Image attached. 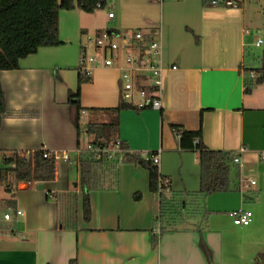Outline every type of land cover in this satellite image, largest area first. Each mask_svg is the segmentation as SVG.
<instances>
[{
	"label": "crops",
	"instance_id": "0c3cea01",
	"mask_svg": "<svg viewBox=\"0 0 264 264\" xmlns=\"http://www.w3.org/2000/svg\"><path fill=\"white\" fill-rule=\"evenodd\" d=\"M109 1L107 18L113 27L107 30L157 31L166 67L161 109H121L116 138L128 152L143 157L160 154V184L168 195L193 196L200 188L198 152L180 148L177 127L201 130L198 139L211 150L234 154L244 148L241 165L233 163L230 190L204 199L203 228L196 223L164 228L156 225L161 219L149 171L120 156L114 184L108 181L89 191L91 213L85 220L77 152L90 145L81 146L82 134L89 143L95 141L88 123L110 122L115 114L107 109L125 104L120 71L95 67L82 83L78 133L68 93L78 88L80 70L71 62H78L79 51L63 50V42L41 47L21 59L19 68L0 72L7 103L0 149L67 151L75 162L56 168L54 181L22 180L11 188L7 199H14L15 210L23 214L13 211L11 220L4 219L11 223L0 229V264H70L72 259L78 264H209L201 238L211 249L214 264H264L258 258L264 254V76L245 92L246 82L254 79L251 73L255 77L264 67V36L252 29L255 19L247 17L241 0L235 6L206 5L203 0ZM61 24L59 16L62 36ZM259 36L263 43L257 46ZM104 115L108 120L101 121ZM73 166L74 190L69 189L68 178L65 189H56L63 169L65 178L74 177ZM112 169L108 167L106 174ZM251 177L256 184L250 183ZM49 190L53 195H47ZM70 191L77 195L75 223L60 213L61 195ZM239 208L253 212L246 226L233 221L232 213Z\"/></svg>",
	"mask_w": 264,
	"mask_h": 264
},
{
	"label": "trees",
	"instance_id": "16d2710c",
	"mask_svg": "<svg viewBox=\"0 0 264 264\" xmlns=\"http://www.w3.org/2000/svg\"><path fill=\"white\" fill-rule=\"evenodd\" d=\"M101 0H0V72L5 70L17 69L20 66L21 59L36 53L41 47L59 46L62 44L59 30V16L62 9L71 10L76 7L81 8L86 12L95 11L97 3ZM206 5H215L217 0H203ZM221 5V3H220ZM259 73L252 77L251 82H246L245 92L249 93L252 88L258 84L264 76V67L258 70ZM89 80V76H84L79 71L78 88L75 92L72 90L68 93V101L73 112L74 125L80 133V113L83 109L80 103V89L82 83ZM129 104H121L115 108H109L115 114V117L110 122L106 123H88L87 131L96 135L95 141L91 142L89 147L83 149L80 155V174H81V193H82V208L85 220L90 218V196L89 191L103 187L106 182L113 185L117 173L114 172L117 159L122 156V161L138 163L149 171L150 190L157 195L159 209L157 216L161 219L162 216L169 215V210L172 208H185V202L182 200L176 201L178 194L168 195L164 188H161V174L159 166L156 165L150 158L143 157L141 154L128 152L126 145L122 142L124 152L117 154H97L92 148L111 147L118 138L116 132L118 127V113L123 108H130ZM7 111V103L4 91L0 84V128L2 119ZM179 134V145L183 150H195L198 152L200 165V188L193 197L204 200L208 195L220 191H228L231 189L230 175L232 168L235 167L232 160V153L222 150H211L207 148L202 141L199 143L196 140L202 136L201 130L191 131L183 130L177 127ZM0 186L5 184V189L11 191V188L18 184L19 181L34 179L37 181L51 182L55 180L56 168L52 160L39 156L37 161L33 162L30 158L22 157L18 151L10 153L0 149ZM105 164L106 170L104 174L99 173V169ZM113 170L112 174L107 175V168ZM65 170H62V175L59 184L55 185L56 189H65L67 180L65 178ZM59 185V186H58ZM135 198L139 199L141 193H135ZM184 196V195H183ZM175 197V198H174ZM180 196L178 197V199ZM6 207L15 211L16 202L14 199L5 201ZM181 208V209H182ZM8 212V211H6ZM5 212V213H6ZM195 214V213H194ZM193 214V215H194ZM4 220V215L3 218ZM192 219V218H191ZM163 225L166 227H179L178 222L173 217H166ZM185 221V219H184ZM0 222L2 220L0 219ZM169 225H168V223ZM75 223V220H74ZM188 224L196 223L195 225L203 228L196 221L187 220ZM157 224L160 222L157 219ZM156 224V225H157ZM184 224V226H187ZM158 227V226H157ZM200 247L207 258L209 264L213 263L211 249L201 238ZM264 262V254L258 257ZM70 264H78L76 259H72Z\"/></svg>",
	"mask_w": 264,
	"mask_h": 264
},
{
	"label": "built area",
	"instance_id": "2783aa9c",
	"mask_svg": "<svg viewBox=\"0 0 264 264\" xmlns=\"http://www.w3.org/2000/svg\"><path fill=\"white\" fill-rule=\"evenodd\" d=\"M220 3L225 6H235L237 0H217L214 2V4ZM106 5H108V1L101 0L97 3L95 10L104 8ZM108 17L114 18V11L109 12ZM118 38L120 41L117 40ZM88 39L94 43V51L89 56H86L85 52L82 53L79 68L82 75L89 76L95 67H115L120 71V95L124 103L139 110L161 109L166 67L163 63V46L157 31L137 29L131 34H117L112 30H106L102 34L88 36ZM262 43L263 38L259 36L255 44L260 46ZM121 51L124 52L122 57H120ZM251 77H254V73H251ZM196 142L199 143V139ZM121 144L122 142L118 139L111 147L99 148L95 146L92 150L97 154L122 153L125 149L122 148ZM243 151L244 148H241L238 152L232 154L234 163L241 165L240 153ZM81 152V149L77 152L78 163ZM18 154L30 158L33 162L37 161L39 156L42 155L44 158L52 160L55 168L60 167L63 162L70 165L75 162L67 151L26 150L18 152ZM1 157L2 155H0ZM146 158H150L159 166V153H153ZM261 158L264 163V151L261 153ZM250 183L256 184V180L251 177ZM161 188L163 187L161 186ZM47 195H53V192L49 190ZM15 213L17 215L23 214L21 209H16ZM232 216L235 224L246 226L251 222L253 212L239 208L232 213ZM11 218L10 212L4 213L5 220H11Z\"/></svg>",
	"mask_w": 264,
	"mask_h": 264
},
{
	"label": "rangeland",
	"instance_id": "374dc122",
	"mask_svg": "<svg viewBox=\"0 0 264 264\" xmlns=\"http://www.w3.org/2000/svg\"><path fill=\"white\" fill-rule=\"evenodd\" d=\"M108 5L110 3L109 0ZM244 1V7L246 10L247 17L253 21H255V24L252 27L254 31H259L261 35L264 36V0H241ZM108 5H106L104 8L96 9L93 12H86L82 10L79 7L74 8L73 10L69 11L66 9H62L60 11V21H62V36L60 35V39L64 43L63 50H68L70 53L74 50L76 52V49L79 51V58L78 62L74 60L73 67L75 65L80 68V58L82 56V53L85 52L86 56H89L94 51V43L89 41L88 36H96L97 34H102L104 31H106L108 28H112V23L107 18V11H108ZM251 25V24H250ZM120 41V39H117ZM126 54V52H125ZM124 55V52H120V57ZM76 68H69V70H75ZM86 118H90L91 120L94 118H91L89 115ZM99 120V118H98ZM101 121L108 120L107 116H103V118H100ZM89 137L86 134H82L81 136V146L87 147ZM72 166V165H71ZM73 178L72 176L67 177L68 178V184L70 186L69 189L74 190L75 182H76V166H73ZM106 170L105 164L99 169V173L101 175L104 174V171ZM70 181V182H69ZM79 185H81V175H80V182ZM104 184L103 186H105ZM59 186V185H58ZM5 184L0 186V219L2 222H0V229L2 230L6 224H9L11 222L4 221L3 215L6 211H9L11 213H14L12 209H8L6 207L5 201L7 198L11 196V193L5 189ZM59 189V188H58ZM63 197V201L61 202L62 205L60 207V213L63 217L65 214V218L67 219L68 223L73 222L76 220L77 216L76 209H77V195L74 193V191H70L67 193H64L61 195ZM175 200L176 201H184L185 202V208H182V202L180 209L172 208L169 210V215L166 217H173L176 219V222H178L179 227H183L184 224L187 225V220H194L200 225L204 226L207 223V215L204 212L205 209V201L202 199H196L193 196H181L179 199V194ZM174 197V198H175ZM182 208V209H181ZM195 213V214H194ZM194 214V215H193ZM164 216L161 217L160 225H165V218ZM192 218V219H191ZM185 219V221H184ZM13 223V222H12ZM159 227V224H157Z\"/></svg>",
	"mask_w": 264,
	"mask_h": 264
},
{
	"label": "water",
	"instance_id": "95a60500",
	"mask_svg": "<svg viewBox=\"0 0 264 264\" xmlns=\"http://www.w3.org/2000/svg\"><path fill=\"white\" fill-rule=\"evenodd\" d=\"M246 197H248L247 195H245Z\"/></svg>",
	"mask_w": 264,
	"mask_h": 264
}]
</instances>
